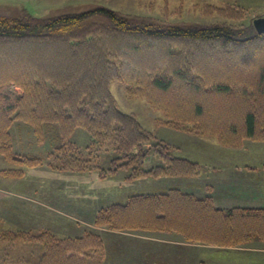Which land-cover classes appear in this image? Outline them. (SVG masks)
I'll return each mask as SVG.
<instances>
[{"label":"trees","instance_id":"16d2710c","mask_svg":"<svg viewBox=\"0 0 264 264\" xmlns=\"http://www.w3.org/2000/svg\"><path fill=\"white\" fill-rule=\"evenodd\" d=\"M254 19L177 24L107 6L54 17L27 9L0 15L2 155L27 168L96 171L100 180L120 170H129L128 181L199 176V163L175 155L177 147L120 109L110 90L114 80L163 112L167 119H158L160 124L216 136L227 146L264 141V34L257 32ZM13 86L23 93L10 97ZM16 121L30 125L39 143L49 139L54 151L47 157L16 154L10 133ZM79 128L93 143L84 148L88 158L71 140ZM93 145L96 151L114 152L109 168L92 164ZM0 174L26 176L20 167ZM93 224L123 232L178 233L188 244L209 247L264 242V206L223 209L212 197L178 189L132 195L127 203L102 207ZM4 238L44 244L38 264H88L91 251L105 249L103 235L93 230L80 237L18 231Z\"/></svg>","mask_w":264,"mask_h":264},{"label":"rangeland","instance_id":"374dc122","mask_svg":"<svg viewBox=\"0 0 264 264\" xmlns=\"http://www.w3.org/2000/svg\"><path fill=\"white\" fill-rule=\"evenodd\" d=\"M96 6H107L111 9L118 10L123 13L136 14L142 17H150L161 22L177 24H180L182 22L189 24H191L192 22L198 24H210L216 22L243 24L251 22V20L258 16L264 17V0H0V15L13 16L20 9H27L32 13V15L34 14L38 17H54L65 12H75L79 14L81 12L89 11ZM233 9L239 10L240 15L236 14V11ZM110 90L113 96L116 98L118 105L122 111L136 116L137 119L142 122V125L146 129L151 131L153 135H155L158 139L177 147L178 150L176 151L175 155L190 159L193 162L199 163L201 166V172L199 176L190 178H175L183 180H175L174 178L163 177L158 178L159 180H157L156 178H142L141 180L133 181L129 184L131 186L130 189L133 191L132 194L144 193L145 191L152 193H163L166 192L169 188L174 187L182 189L183 191H185V193H195L194 190H196V188H201V190H199L201 191V193L199 194H204V196H215L213 195L214 193L212 189H207V187H210V185H215L216 187L218 186L220 189H222V191H219V193L216 195L222 196L224 195L223 190H228V186H230L229 184H226V181H228V179H264V141L244 140L239 146H227L222 144L216 136L203 135L201 133L199 134L192 131L187 132L178 130L177 127L175 128L169 125L158 123V119H167L163 112L159 111L158 109H154L153 106L149 104L146 98L131 95L128 92L127 86L120 80H114L111 83ZM22 93V89L13 86L12 89L8 92V95L10 97H15L16 95H20ZM33 130L34 129H32L30 125L27 126L26 123L20 121H16L14 123L12 129H10V133L12 135V142L14 145L15 153L20 156L33 155L47 157L50 152L54 151V143L49 141V139L44 140L45 142H43L42 144L39 143L38 138ZM71 140L81 148V150L87 157L89 152L86 153L84 148L90 147L93 143L91 142V138L86 130L83 128L77 129L73 133ZM95 147L97 146L93 145L90 151V155L93 160L92 164L98 163L104 168H109L111 160L113 159V157H115L114 152L112 150L106 151L105 149L96 151ZM146 166H151V163H147ZM19 167L25 171V175L26 172L28 173V178H32V176L35 175L34 172L36 170L45 171L43 169L48 168L47 171L51 172L49 170L51 168L47 167L46 165L27 168L26 166H17L14 163L6 160L2 155L0 142V170L3 171L4 169ZM54 173L55 174L52 173L53 176H44L43 179H76L75 182L69 184V187L66 184H62V182L60 184H57L61 186L63 185L64 188L63 194L59 195V198L61 200L64 196L68 197V194H66L67 192L71 194L72 198L77 200L75 204L71 205L70 209L62 207L67 212H73L74 210H77L76 205L81 202L80 198L82 197L80 190L83 189L86 191V193L91 189L94 194L99 195L100 193L99 197H93L95 205L92 207V209L95 206L96 208L98 206L101 208L102 205L110 204L112 200H119L120 198L115 197L118 196V194L116 195L115 193L118 188L117 182L116 184H107V190H109L110 193L115 194L112 195L113 199H109L111 201L108 202L99 201L101 193H103L104 191H101V184L98 186V190L97 188H94L97 180L101 179L99 178L98 172L96 171L85 173L55 171ZM127 175L129 176V170H120L117 175L110 176L108 180L112 182H115L116 180L125 181ZM0 176L4 177L2 174H0ZM38 177L42 179V175H39ZM161 179H174L175 181L171 180L174 181V183H170V185H164L163 183L160 184L163 181ZM219 179L225 181V183H218ZM11 180L13 181V184L14 182L16 183L15 185L19 187L20 191L22 190L28 193V191L33 190L32 186L34 185L30 184V180L32 181V179H24L22 180V182H18V179ZM186 183H191V185L189 186L187 184V187L183 188L181 185H184ZM105 184L106 183H104V185ZM232 185L233 186H231V189L236 190V196L238 195L240 197V201L250 200L247 199L249 197L247 195L249 194V188L242 190L239 187L241 186L242 188H244L243 184H238L239 186H234V184ZM46 186L47 185H44L45 188H47ZM167 187L169 188L167 189ZM38 189L41 190L40 188ZM262 193H264V186L261 185L252 190V196H256L258 200L263 201L264 194ZM32 198H34V200L36 198V200H39L38 196H34ZM53 199H55V197H53ZM56 200L58 199H55V201ZM240 201H230L227 204L230 207L235 206L244 208L245 206H248V204L243 205V203H241ZM113 202L120 203L124 201ZM56 205H58V203ZM217 206L219 208V205ZM220 207L226 208L222 206ZM73 216L81 221H83L84 218L86 220L88 219V216H81L80 213L73 214ZM94 218L95 215L90 216V220H92V223H89L90 227L85 226V222H82L81 224L77 222V224H75V232L58 231L57 236L59 238L78 237L83 233V231L86 232L88 230H93L100 233L99 229H96L98 226H95L93 224ZM68 222L70 223L69 225L74 223L71 220H68ZM122 234L136 235L137 238L140 239L141 243L143 241L152 242L162 239H169L170 241L172 240L175 242L178 241L181 243H185L183 242L185 240L182 237V239H180L179 236H176L174 234L169 235L144 231H140L138 233L122 232ZM104 236L108 241V248L110 249L108 250L109 252L114 249V238H111L107 234H105ZM108 237L110 238L108 239ZM120 239L123 242L122 244L117 243V246L119 248L117 250L118 252H121H119V256L122 254V257L126 258V254L138 253V256L141 257V249L137 244L136 239H133L131 237H121ZM20 243L23 244L22 241ZM1 245L3 247L0 256L9 254L10 256H12L11 264H14L17 259V251L22 245L18 244L20 246L18 247V249H16L13 248V246H9V241L6 240H1ZM23 245L28 244L24 243ZM187 245V254L185 248L180 247L183 250L182 259H186H184L182 264H194V262L195 264H199V261H204L207 264H264V242L261 240H255L252 243L245 244L246 246L244 245L243 247L240 246L236 248H220L211 246L208 247L206 245L199 244ZM33 249H35V254H39V248ZM23 250L30 253V251L25 250L24 248ZM136 250H138V252ZM179 251L180 250L173 248L171 249V247L164 245L161 246V249L157 250V253H165L166 256L164 257H168L177 255ZM103 256V252L97 253L91 251L89 257L90 259H88V264H103ZM35 257L38 256H33V258L30 259L34 260ZM109 261V264H113L111 263V260ZM141 261H144V259H141ZM172 264L176 263L174 262Z\"/></svg>","mask_w":264,"mask_h":264},{"label":"crops","instance_id":"0c3cea01","mask_svg":"<svg viewBox=\"0 0 264 264\" xmlns=\"http://www.w3.org/2000/svg\"><path fill=\"white\" fill-rule=\"evenodd\" d=\"M43 170L45 171L36 170L34 172L35 175L32 176V178L30 177L28 178L29 175L26 172V176H23L22 178L18 179L19 180L18 182H22V180L24 179H29V180L32 179V181L30 180L31 182L30 184L34 185L32 186L33 190L28 191V193L26 191H22V190L20 191L19 187L15 185L16 183L15 182L14 184L12 183L13 181L11 179L13 178H5V177L0 176V254L2 253V247H3L1 245V240H6L4 236L11 232L29 231V232H34L35 234H40L43 231H49L51 233H54L56 236H57L58 231H74L75 232L76 231L75 224H77V222L80 224L82 222L83 223L85 222L84 225L90 227L89 223H92V220H90V216H93V215L96 216L97 212L102 207H105V205L108 206L111 204L118 203V202H113V201H124L120 203H127L129 197H131L132 195H138L137 193L132 194L133 191L130 189L131 186L129 184L133 181H128L126 179L125 181L116 180L115 182L114 181L112 182L108 179L106 180L98 179L94 188H97L98 190L99 188L98 186L101 184L102 185L101 191H104L103 193H101V197L99 201L108 202V201H111L109 199H113L112 195H115V194H112L109 192V190H107V184H110V183L116 184L117 182H118V185H117L118 188L115 193L116 195L118 194V196H115V197H120L119 200L114 199L112 200L110 204H104L102 205L101 208L99 206L96 208L95 206L94 207L95 209L94 208L92 209V207L95 205V201H93V197L95 196L99 197L100 193L99 195L94 194L91 191L92 189L86 193V191L83 189V190H80L81 195H82L80 200L82 203L80 202L78 205H76L77 210H74L73 212H67L62 207L70 209L71 205L75 204L77 200L72 198L71 194H69L68 192L66 193L68 194V197L64 196L65 198L62 197V200H61L59 198V195L63 194L64 188H63V185L61 186L57 184H60L62 182V184L64 185L66 184L69 187V184L72 182H75L76 179H43L44 176L50 177V176H53V174H55L54 173L55 171H53L52 169H49V170L53 174L47 171L48 168L43 169ZM39 175H42V179L38 177ZM148 178H151V177H148ZM165 178H174V177H165ZM175 178H190V177H175ZM174 179H161L163 181L160 184L163 183L164 185L166 184L170 185V183H174L175 180H183V179H175V180ZM171 180H174V181H171ZM232 180L233 179H228V181H226L227 182L226 184H229L230 186H228V190H223L224 195L222 196L216 195L219 193V191H222V189H220L218 186L216 187L215 185H210V187H207V189L213 190V193H214L213 195L215 196H212V195L204 196V194H199L201 193V191H199L201 190V188L199 189L196 188V190H194L195 193H190V194H194L195 196L197 195V197H202V196L212 197L216 206L219 205V208H221L220 206H222V207H226L223 209H227L230 207L227 204L230 201H240L239 200L240 197L238 195L236 196V190L231 189V186H233L232 184H234V186H237L238 184H243L244 188H242L241 186L239 188L242 190L249 188L248 189L249 194H247L249 197L247 199H250V200H246V201L242 200L240 202L243 203V205L248 204V206H245L246 208L254 209V208H260L264 206V199L262 201V200H258L256 196L254 197L252 196V190L256 189L260 185L264 186V179L247 178V179H234L233 181ZM52 183L53 184L55 183V184L53 185ZM104 183L106 184L104 185ZM218 183L220 184L225 183V181L219 179ZM187 184L189 186L191 185V183H186L184 185L182 184L181 186L183 188H186ZM44 185H47L46 186L47 188H45ZM169 187H167V189ZM38 188H40L41 190H39ZM170 189H178L185 193V191H183L182 189L174 188V187L169 188L166 192H168ZM150 193L154 194L152 192H147V191H145L144 193H139V194H150ZM34 196H38L39 200H36L37 198L34 200V198H32ZM53 197H55V199H58V200L55 201ZM55 202H57L59 206L56 205L57 203ZM233 207L235 206H231L230 208H233ZM77 213H80V215L84 217L88 216V219L86 220L84 218L83 221L77 219L75 216H73V214H77ZM68 220H71L74 223L69 225L70 223L68 222ZM96 229L97 230L99 229L100 234L103 235V240L105 243L104 251L107 252V253L103 252L104 254L103 264H109L110 263L109 260H111V263L113 264H124V263L125 264H172L174 262L176 264H182L185 258L182 259L183 250L180 247L185 248L186 254L188 252L187 251L188 243H186L185 241H183L185 243H181L178 241L175 242L172 240L170 241L169 239L164 240L161 238L162 240H158V241L155 240L152 242L143 241L141 243L140 239L137 238L136 235H125V234H122L123 231L110 230L104 227H97ZM84 233L85 232L83 231V233L80 234L78 237L83 236ZM123 233H135V232H123ZM156 233L169 234V235L174 234L176 236H179L180 239L183 238L178 233H160V232H156ZM105 234L109 235L111 238H114L113 239L114 249L109 252L108 250L110 249L108 248V241H107V238H105L104 236ZM110 237H108V239ZM121 237H126V238L131 237L133 239H136L137 244L139 245L141 249L140 250L142 253L141 257L138 256V253L137 254H126V258H123L122 254L119 256L120 251L118 252L117 250L119 249L117 246V243L122 244L123 241L120 239ZM21 241L23 242V244L25 243L28 245H23L22 243H20ZM18 244L22 245L20 247L21 250L18 249V247L20 246ZM164 245L171 247V249L173 248V249H177L180 251L177 255L164 257L166 256L165 253H160V252L157 253V250L161 249V246H164ZM9 246H13V248L18 249L17 256H16L17 259L14 262V264H38L41 257H43L42 255L44 254V251H45L44 244L40 242H34V241H28V240H16L14 242L9 241ZM25 246H31V247H25ZM23 248L25 250L30 251V253L24 251ZM33 248H39V254H35L34 252L35 249ZM136 251L138 252V250ZM33 256H38V257H35L34 260L30 259V258H33ZM141 259H144V261H141ZM11 263H12V256H10L9 254H4L0 256V264H11Z\"/></svg>","mask_w":264,"mask_h":264},{"label":"water","instance_id":"95a60500","mask_svg":"<svg viewBox=\"0 0 264 264\" xmlns=\"http://www.w3.org/2000/svg\"><path fill=\"white\" fill-rule=\"evenodd\" d=\"M254 26L258 33L264 34V17L254 19Z\"/></svg>","mask_w":264,"mask_h":264}]
</instances>
